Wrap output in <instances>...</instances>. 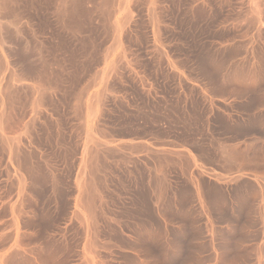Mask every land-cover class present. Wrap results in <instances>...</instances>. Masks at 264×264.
<instances>
[{
  "label": "bare ground",
  "instance_id": "1",
  "mask_svg": "<svg viewBox=\"0 0 264 264\" xmlns=\"http://www.w3.org/2000/svg\"><path fill=\"white\" fill-rule=\"evenodd\" d=\"M263 52L264 0H0V264H264Z\"/></svg>",
  "mask_w": 264,
  "mask_h": 264
},
{
  "label": "rangeland",
  "instance_id": "2",
  "mask_svg": "<svg viewBox=\"0 0 264 264\" xmlns=\"http://www.w3.org/2000/svg\"><path fill=\"white\" fill-rule=\"evenodd\" d=\"M227 53V54H226ZM264 53V52H263ZM208 60H207V67H208V76L206 77L207 78V83L209 84L210 83V88L208 87V84L206 85V87H207V89H212L213 88V86H214V88L215 89H227V90H234L235 88V86H234V83H233V85L232 84H228L227 82H224L225 81V79L223 78V77H225L226 75V72H224V71H227V69H228V67H230V66H232V68L233 69H237V68H239V66L240 65H242L241 64V56H237L236 55V53H234L233 52V50H226L225 52H223V51H221V52H218V51H214V50H209L208 51ZM211 55V56H210ZM231 55V56H230ZM230 58H228V57ZM234 56H235V58H234ZM212 58V59H211ZM221 60H220V59ZM225 58V59H224ZM231 58H232V60H231ZM238 58V59H237ZM240 58V59H239ZM228 59V60H227ZM238 60V62H237V60ZM226 60V61H225ZM263 60H264V54H263ZM263 60L261 61V63H263ZM235 63H233V62ZM241 61V62H240ZM226 62V63H225ZM229 62L231 63L232 62V64L233 65H231V64H229ZM236 62H237V64H236ZM240 62V63H239ZM202 63H203V61H202V58H201V55L198 57L197 56V58H196V65H198V66H201L202 65ZM211 63V64H210ZM220 63H222V64H220ZM228 63V64H227ZM260 63V65H261V69H260V71H259V74H260V76H264V64H261ZM240 64V65H239ZM222 65H223V67H222ZM230 65V66H229ZM235 65V66H234ZM237 65H238V67H237ZM263 65V66H262ZM220 66L222 67V68H220ZM225 66V67H224ZM226 66H228V67H226ZM243 66V65H242ZM216 67V68H215ZM237 67V68H236ZM241 67V66H240ZM263 67V68H262ZM214 70H213V69ZM209 69H211V70H209ZM219 69H221V71L219 70ZM224 70V71H223ZM224 72V73H223ZM225 76H224V75ZM218 75V76H217ZM221 75V76H220ZM210 77V78H209ZM218 78V79H217ZM210 79H211V81H210ZM213 79V80H212ZM262 82H264V80L262 81ZM261 82V85H260V87L263 89V91H264V83H262ZM224 86V87H223ZM263 86V87H262ZM218 87V88H217ZM244 103V102H243ZM246 103L247 102H245L243 105L244 106H247L246 105ZM242 105V106H243Z\"/></svg>",
  "mask_w": 264,
  "mask_h": 264
}]
</instances>
